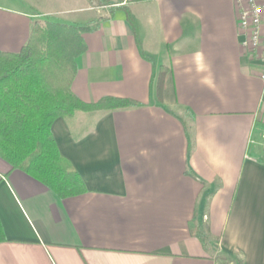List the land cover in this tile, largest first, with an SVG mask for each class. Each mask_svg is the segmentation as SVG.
<instances>
[{
  "label": "crops",
  "instance_id": "0c3cea01",
  "mask_svg": "<svg viewBox=\"0 0 264 264\" xmlns=\"http://www.w3.org/2000/svg\"><path fill=\"white\" fill-rule=\"evenodd\" d=\"M109 2L0 0V50L90 25L72 91L138 103L52 122L77 194L0 157V264H264V82L234 1Z\"/></svg>",
  "mask_w": 264,
  "mask_h": 264
},
{
  "label": "trees",
  "instance_id": "16d2710c",
  "mask_svg": "<svg viewBox=\"0 0 264 264\" xmlns=\"http://www.w3.org/2000/svg\"><path fill=\"white\" fill-rule=\"evenodd\" d=\"M92 28L36 20L19 51L0 50V157L60 196L77 194L84 187L57 148L52 122L76 111L138 105L133 99L111 96L87 103L72 91L76 58L86 50L83 33ZM4 239L0 223V242Z\"/></svg>",
  "mask_w": 264,
  "mask_h": 264
},
{
  "label": "built area",
  "instance_id": "2783aa9c",
  "mask_svg": "<svg viewBox=\"0 0 264 264\" xmlns=\"http://www.w3.org/2000/svg\"><path fill=\"white\" fill-rule=\"evenodd\" d=\"M240 43L264 82V0H233Z\"/></svg>",
  "mask_w": 264,
  "mask_h": 264
},
{
  "label": "rangeland",
  "instance_id": "374dc122",
  "mask_svg": "<svg viewBox=\"0 0 264 264\" xmlns=\"http://www.w3.org/2000/svg\"><path fill=\"white\" fill-rule=\"evenodd\" d=\"M97 1V0H95ZM41 21V20H40ZM237 262H234V261H225V262H222V264H236Z\"/></svg>",
  "mask_w": 264,
  "mask_h": 264
}]
</instances>
